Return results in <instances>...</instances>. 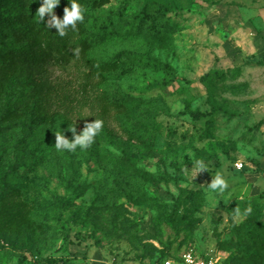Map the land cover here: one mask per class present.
I'll use <instances>...</instances> for the list:
<instances>
[{"label":"rangeland","instance_id":"374dc122","mask_svg":"<svg viewBox=\"0 0 264 264\" xmlns=\"http://www.w3.org/2000/svg\"><path fill=\"white\" fill-rule=\"evenodd\" d=\"M81 5L103 129L86 150H56V131L73 139L67 126L95 119L86 107L17 147L32 98L21 73L1 75L0 264H157L187 251L252 264L236 226L257 201L264 222V191H248L264 186V0ZM197 159L208 170L193 178ZM217 172L227 199L207 188Z\"/></svg>","mask_w":264,"mask_h":264},{"label":"trees","instance_id":"16d2710c","mask_svg":"<svg viewBox=\"0 0 264 264\" xmlns=\"http://www.w3.org/2000/svg\"><path fill=\"white\" fill-rule=\"evenodd\" d=\"M41 2L0 0V77L11 72V83H14L15 76L21 73L26 78L27 96L32 98L25 121L28 133L17 142V147L36 128L53 123L57 115L81 118L82 110L87 107L94 118L101 119L102 96L97 75L83 57L88 41L81 29L82 22H78L76 30L69 28L65 36H60L55 28L49 29L37 19L36 11ZM66 5L68 0H60L54 9L60 18ZM75 49L79 50L78 54ZM49 65L61 70L70 69L67 77L55 82L48 80L45 72ZM114 101L116 99H112ZM5 184L3 181L1 193L6 192ZM258 197L261 198L262 193L253 198ZM248 207L242 206L243 214ZM251 209L246 220L236 226L239 245L246 256L251 257L252 264H264V222L259 220L262 203L255 202ZM233 210L237 212L235 207ZM229 264L235 263L230 261Z\"/></svg>","mask_w":264,"mask_h":264},{"label":"clouds","instance_id":"9594fccd","mask_svg":"<svg viewBox=\"0 0 264 264\" xmlns=\"http://www.w3.org/2000/svg\"><path fill=\"white\" fill-rule=\"evenodd\" d=\"M59 3L60 0H42L36 11V16L37 19L43 22L47 28H55L60 36H65L66 31L69 28L76 30L78 22L84 21L85 10L79 0H68V5H66L63 10V17L60 18L54 11ZM74 51L77 54L79 52L78 49H75ZM103 124L104 121L100 118H95L91 122L86 121L80 132H77L75 125L67 126L68 130H70L73 135V139L66 137L64 129L62 131H56V150L68 151L72 153L76 152L77 148L81 151L86 150L94 143L96 136L102 131ZM236 166L238 168L242 167L240 164H237ZM202 170H208L204 161L201 159L195 160L192 177L195 178ZM207 188L211 192L216 193L225 199L229 196V194L226 193V189H228V182L220 172H217L215 176L212 177L211 182L207 185ZM251 211V207H248L245 209L244 214L247 215L248 213H251ZM237 214H239V209H237Z\"/></svg>","mask_w":264,"mask_h":264},{"label":"built area","instance_id":"2783aa9c","mask_svg":"<svg viewBox=\"0 0 264 264\" xmlns=\"http://www.w3.org/2000/svg\"><path fill=\"white\" fill-rule=\"evenodd\" d=\"M241 165V163H238ZM157 264H219L214 258H200L190 251L184 252L179 259L163 258Z\"/></svg>","mask_w":264,"mask_h":264},{"label":"crops","instance_id":"0c3cea01","mask_svg":"<svg viewBox=\"0 0 264 264\" xmlns=\"http://www.w3.org/2000/svg\"><path fill=\"white\" fill-rule=\"evenodd\" d=\"M256 177H258V176H256ZM260 179H261V182L263 183L264 182V171L260 174ZM246 179H249L250 178V176H246L245 177ZM259 179V178H258ZM248 191L250 192L249 194L250 195H255V194H259V193H263V191H264V186H261V183H260V181H259V184H256L255 185V187H253L252 189H248Z\"/></svg>","mask_w":264,"mask_h":264}]
</instances>
